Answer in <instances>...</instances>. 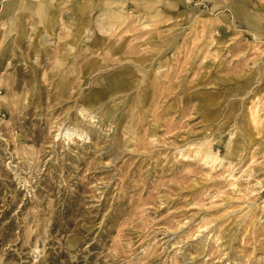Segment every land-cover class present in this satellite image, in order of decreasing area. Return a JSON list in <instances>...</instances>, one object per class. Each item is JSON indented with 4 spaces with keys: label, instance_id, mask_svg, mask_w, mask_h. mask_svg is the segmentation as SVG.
Returning a JSON list of instances; mask_svg holds the SVG:
<instances>
[{
    "label": "rangeland",
    "instance_id": "obj_1",
    "mask_svg": "<svg viewBox=\"0 0 264 264\" xmlns=\"http://www.w3.org/2000/svg\"><path fill=\"white\" fill-rule=\"evenodd\" d=\"M0 264H264V0H0Z\"/></svg>",
    "mask_w": 264,
    "mask_h": 264
},
{
    "label": "bare ground",
    "instance_id": "obj_2",
    "mask_svg": "<svg viewBox=\"0 0 264 264\" xmlns=\"http://www.w3.org/2000/svg\"><path fill=\"white\" fill-rule=\"evenodd\" d=\"M101 4H103V6H107L110 3L103 1V2H101ZM84 8H85L84 6H80L78 9V13L83 15L84 14ZM35 9H36V14L41 18L42 23H49L48 21L53 16L52 5L48 4L47 2H43L39 6H37ZM121 19H122V17H121ZM85 110H89V109L87 107H82V109H81L82 114L84 113ZM90 112L92 113V111H90ZM91 117H93V115H91ZM69 130L70 129H68V131L65 133L66 137H70L71 135H78V136L82 137V133H79V132L75 133V131L73 133H71V131H69ZM209 158L212 161H216L218 159V156L209 154Z\"/></svg>",
    "mask_w": 264,
    "mask_h": 264
}]
</instances>
